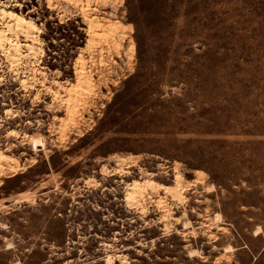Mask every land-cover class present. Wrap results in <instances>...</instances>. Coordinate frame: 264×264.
<instances>
[{
  "label": "rangeland",
  "instance_id": "1",
  "mask_svg": "<svg viewBox=\"0 0 264 264\" xmlns=\"http://www.w3.org/2000/svg\"><path fill=\"white\" fill-rule=\"evenodd\" d=\"M68 1L0 0L44 50L12 67L0 48V150L18 160L0 264H264V0H88L124 29L109 40ZM79 57L92 84L70 102ZM177 171L184 201H127Z\"/></svg>",
  "mask_w": 264,
  "mask_h": 264
},
{
  "label": "bare ground",
  "instance_id": "2",
  "mask_svg": "<svg viewBox=\"0 0 264 264\" xmlns=\"http://www.w3.org/2000/svg\"><path fill=\"white\" fill-rule=\"evenodd\" d=\"M68 1V0H67ZM69 2V1H68ZM71 4H82V0H73ZM89 1L87 0L85 5H81L83 12L84 22L88 25L89 31L92 36L102 37L106 40L109 38L124 36V29L120 23H113L109 20H101L97 14H90ZM49 4H52L49 1ZM4 3L0 5V17L3 22V29H0V48L3 51L5 57L10 62L12 67H18L24 64V60L31 61L32 58L36 57L37 51L44 52L43 48L37 49L36 44L38 43V34L41 32L38 24L30 17H27L23 13H19L12 9H5ZM23 38V42L21 40ZM90 41V39L88 40ZM116 44V43H115ZM119 44V43H118ZM120 46V45H118ZM93 57V56H92ZM79 69L77 71V83L73 84L68 91V99L70 102H75L78 97V92L92 84V77L86 70L85 62L82 57H79ZM35 72V71H34ZM22 84L27 86V81L22 80ZM55 96L59 97L60 93L55 91ZM10 112V110H8ZM71 113L74 112L72 109ZM32 145L35 150L45 148V141L41 136L31 137ZM120 163L127 162V160L121 157ZM18 165V160L10 154L0 150V172H4L7 168L10 171H15ZM8 172V171H7ZM202 177V176H201ZM184 176L181 172L177 171L175 176V183L173 185L161 184L153 179H145L144 181L135 180L127 186V201L134 203L142 207L146 202L147 198H151L152 193L163 192V195H159L160 200L159 207L164 209V195L170 196L173 200L179 202L184 201ZM214 187H210L212 189ZM213 190V189H212ZM18 201V199H16ZM153 201V200H152ZM220 213L216 214L215 219L218 221L221 219ZM184 226L187 228L190 226L189 221L184 222ZM195 253V251H194ZM193 254V253H192ZM107 262L113 264L112 257H107Z\"/></svg>",
  "mask_w": 264,
  "mask_h": 264
}]
</instances>
